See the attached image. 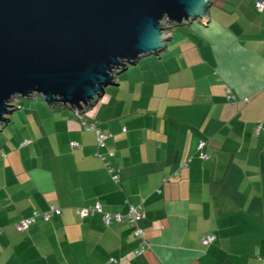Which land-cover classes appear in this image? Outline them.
<instances>
[{
	"label": "crops",
	"instance_id": "0c3cea01",
	"mask_svg": "<svg viewBox=\"0 0 264 264\" xmlns=\"http://www.w3.org/2000/svg\"><path fill=\"white\" fill-rule=\"evenodd\" d=\"M256 1L212 0L206 22L182 25V35L169 29L158 61L117 75L81 115L15 100L0 131V264H264V9ZM87 123L106 134L102 146ZM94 203L102 212L75 213ZM130 204H141L138 225L150 242L139 254L133 226L103 222V212L124 214ZM49 205L62 213L15 230ZM209 233L216 240L202 244Z\"/></svg>",
	"mask_w": 264,
	"mask_h": 264
},
{
	"label": "water",
	"instance_id": "95a60500",
	"mask_svg": "<svg viewBox=\"0 0 264 264\" xmlns=\"http://www.w3.org/2000/svg\"><path fill=\"white\" fill-rule=\"evenodd\" d=\"M212 0H0V131L18 98L81 115L116 76L160 55L168 27L206 22Z\"/></svg>",
	"mask_w": 264,
	"mask_h": 264
},
{
	"label": "built area",
	"instance_id": "2783aa9c",
	"mask_svg": "<svg viewBox=\"0 0 264 264\" xmlns=\"http://www.w3.org/2000/svg\"><path fill=\"white\" fill-rule=\"evenodd\" d=\"M256 8L261 11L264 9V0H258L256 1ZM230 96H228V98H231L232 95L229 94ZM87 127L90 129L95 130V134H96V140H97V144L99 146H102L105 139H106V134H104L103 132H101L99 129H96L94 124H87ZM259 130V127H257V131ZM26 142H22L21 144H24ZM72 145H75V143H73ZM203 145V142H199L198 144V148H201ZM108 155L112 156L113 153H109ZM201 157H205V155H203V153H200ZM101 206L99 203H95L93 205L87 206V207H81L77 209V214L81 217H85L88 216L90 214H93L94 212H101ZM61 210L55 207H50L49 210L44 211L42 213H38V212H34L31 216L25 217V218H21L20 220H18L15 224L14 227L15 229L19 230V231H24L26 230L30 225H32L35 221L37 216H40L43 220H47L49 219L53 214H60ZM143 217V211L140 209L139 206H135V205H130L128 208V211L126 212V214H120V213H114V214H110V213H104L103 215V222L105 225L109 224L111 221H127L131 226H133V235L139 239V247L135 250V254H139L141 252H143L149 245L150 242L149 240H147L144 236V231L142 230V228H140L137 224L138 221ZM213 236H203L201 238L203 243L209 242L213 239ZM110 261H114L116 263V260L111 259Z\"/></svg>",
	"mask_w": 264,
	"mask_h": 264
},
{
	"label": "trees",
	"instance_id": "16d2710c",
	"mask_svg": "<svg viewBox=\"0 0 264 264\" xmlns=\"http://www.w3.org/2000/svg\"><path fill=\"white\" fill-rule=\"evenodd\" d=\"M168 30H169V28H168ZM169 32H170V31H169ZM127 69H128V68H127ZM34 98H37V97H34ZM231 99H232V98H229L228 100L231 101ZM18 106H19V105H18ZM8 117H10V116H8ZM83 123H84V122H83ZM87 124H88V123H87ZM257 127H259V130H258V131H257ZM262 130H263V127H262L260 124H256V125H255V127H254V131H255L256 134H259ZM103 133H104V132H103ZM23 141L26 142V143L21 144ZM30 142H31V139H23V140L20 142V145H21V146H25V145H27V144H30ZM199 142H203L202 147H201V148H198V149H199V156H200V153H203V155H205V157H201V156H200V158H203V159L205 158V159H206V158H208V155H207L206 153H204L203 151H201L202 148H203V146L205 145V141H204V140H201V141H199ZM198 144H199V143H198ZM189 160H190V159H189ZM189 160H186V161L183 163V167H185V166L188 164ZM94 204H95V203H94ZM130 205H132V204H130ZM130 205H129V206H130ZM89 206H90V205H89ZM129 206H128V208H129ZM135 206H139L140 209L142 210V206H141V204H137V205H135ZM50 207L58 208V209L61 210V213H62V209L59 208V207H56V206H54V205H49L48 208H47L46 210H44V211L49 210ZM82 207H87V206H82ZM78 208H81V207H77V208L75 209V213H76V214H77V209H78ZM101 210H102V209H101ZM44 211H34V212L42 213V212H44ZM127 211H128V209H127ZM127 211H126V212H127ZM142 211H143V210H142ZM34 212H33V213H34ZM101 212H102V211H101ZM33 213H32V214H33ZM61 213H60V214H61ZM106 213H107V212H106ZM117 213H118V212H117ZM32 214H30V216H31ZM60 214H53L52 216L60 215ZM103 214H104V212H103ZM110 214H114V213H110ZM120 214H122V213H120ZM124 214H126V213H124ZM77 215H78V214H77ZM52 216H51V217H52ZM51 217H50V218H51ZM24 218H25V217H24ZM37 218L42 219L40 216H37ZM37 218H36V220H37ZM50 218H49V219H50ZM49 219H47V220H49ZM42 220H43V219H42ZM44 221H46V220H44ZM139 221H140V220H139ZM139 221H138V223H139ZM35 222H36V221H35ZM35 222H34V223H35ZM111 222H112V221H111ZM116 222H117V221H116ZM15 223H16V222H15ZM15 223H14V224H15ZM34 223H33V224H34ZM14 224H13V227H14ZM33 224H32V225H33ZM137 225H138V224H137ZM30 226H31V225H30ZM30 226H29V227H30ZM138 226H139V225H138ZM29 227H28V228H29ZM139 227H140V226H139ZM14 228H15V227H14ZM28 228H27V229H28ZM140 228H141V227H140ZM27 229H26V230H27ZM15 230H16V231H19V230H17V229H15ZM26 230H24V231H26ZM142 230H143V229H142ZM143 231H144V230H143ZM20 232H22V231H20ZM208 235H209V236H213L214 238H213L211 241H209V242L203 243L202 240H201V238H202L203 236H208ZM144 236H145V232H144ZM201 238H200V240H201V243H202V244H210V243H212V242H214V241L216 240V235L213 234V233L203 234V235L201 236ZM138 240H139V239H138ZM141 253H142V252H141Z\"/></svg>",
	"mask_w": 264,
	"mask_h": 264
},
{
	"label": "rangeland",
	"instance_id": "374dc122",
	"mask_svg": "<svg viewBox=\"0 0 264 264\" xmlns=\"http://www.w3.org/2000/svg\"><path fill=\"white\" fill-rule=\"evenodd\" d=\"M197 21H200L199 19H196ZM163 26L167 29V28H169L170 30H173L174 32L176 31L177 33L178 32H180L179 33V35H182V33H181V31H183L184 30V28H185V26H179V27H175V26H173V27H168L167 26V22H163ZM157 58H158V55H150V56H148V57H145V58H142L141 60H140V62H139V64H137L138 66H136V65H129L128 66V70L127 71H125L126 73L127 72H132V71H135L137 68H139L140 66H147V63H148V61H155V60H157ZM158 61V60H157ZM194 60H192V59H189V62H193ZM124 73V72H123ZM120 76H121V74H120ZM119 76V77H120ZM123 77H121V79H122ZM106 89H108V90H111L112 89V86L111 85H108L107 87H106ZM37 98H41V97H39V96H36ZM42 99V98H41ZM19 101L18 102H20V103H22V104H25L24 102H28V103H30L29 101H26L25 100V98H19L18 99ZM60 108H62L61 106H58V105H56V107L54 108V110H55V113H57V112H59V111H62V109H60ZM16 112V110L11 114V115H9L10 116V118H12V116H13V114ZM17 113V112H16ZM88 114V113H87ZM86 115V114H85Z\"/></svg>",
	"mask_w": 264,
	"mask_h": 264
}]
</instances>
